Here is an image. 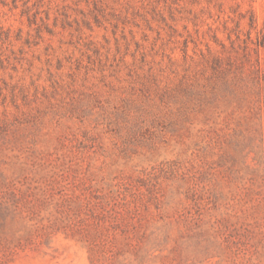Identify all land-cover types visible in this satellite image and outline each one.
<instances>
[{"label": "rangeland", "instance_id": "obj_1", "mask_svg": "<svg viewBox=\"0 0 264 264\" xmlns=\"http://www.w3.org/2000/svg\"><path fill=\"white\" fill-rule=\"evenodd\" d=\"M0 264H264V0H0Z\"/></svg>", "mask_w": 264, "mask_h": 264}]
</instances>
